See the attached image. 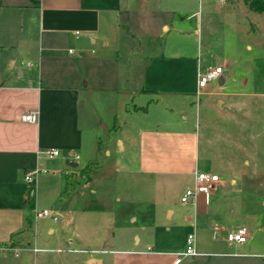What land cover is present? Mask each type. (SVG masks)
I'll return each mask as SVG.
<instances>
[{
  "label": "crops",
  "instance_id": "obj_1",
  "mask_svg": "<svg viewBox=\"0 0 264 264\" xmlns=\"http://www.w3.org/2000/svg\"><path fill=\"white\" fill-rule=\"evenodd\" d=\"M128 1L131 2L0 0V247L6 249L2 251L23 253L21 257L20 253L16 255L19 258L18 264H27L32 260L33 264H90L88 262L91 258L98 259L99 264H174L177 255L181 254L168 248L155 251V242L147 245L145 249H138L140 240L133 247L114 249V238L108 236V229L102 228L105 226L104 222L98 220L106 209L98 206L100 197L91 189V181L82 186L91 189L92 198L70 195L71 198L68 196L65 199L66 205L62 213L54 212L56 219L50 218L54 222L44 220V225H48V235L57 239V247L53 249L48 245L50 242L37 241L42 244L40 248L36 246L41 249L40 252H22L31 243L25 231L29 223V214L26 215L25 208L29 204L30 194H26L16 182L27 172L42 170L41 168L53 161L54 166H57L53 168V174L60 172V175L65 177L63 180L60 177L57 180L59 189H62L63 181L65 187H73L76 182L71 180V176L80 167L79 152L84 142L83 134L79 132L80 111L83 107L80 98L90 84L93 88L98 84L96 90H103L105 93L116 89V92L111 93L115 92L118 106L125 105L126 93L131 95L132 101L136 96L138 99H141L142 95L155 97L148 103L154 107L161 103V96L173 100L169 106L163 102L164 111L161 110L160 113L169 114L171 117L164 125L159 121L162 120L159 114L153 127L140 128L133 136L126 137V142L120 138L114 139L113 133L110 135L112 143L107 145L108 148L119 146L120 149L116 148V151L124 153L127 150L134 161L136 169L131 173H138L150 181L153 179L155 188L159 183L164 192L183 182H188L185 191L194 188L196 170L210 172L219 177V183L209 194H197L187 204H179V208L188 206L193 210L196 223L178 216L175 218L174 229L177 233H183V240L186 234L194 235L197 254L184 258L180 264H264V128L253 133L251 142L247 140L250 142L248 146L242 145V149L233 148L234 154L228 152L227 144H224V149L215 148L213 162L208 161L207 150L204 145L201 146L199 125L197 131V127L195 129L188 123V115L193 103V93L199 96L207 88H198V74L204 73L210 66L199 60V41L195 55L190 51L191 55H182L186 42L181 38L183 33L180 31L184 30L180 28L181 25L188 24L196 17L197 32V28L202 26L203 14H214L210 8L214 5L226 7L225 14L239 15L244 19L249 18V15L263 16L264 12L250 10L244 0ZM123 12L128 14L131 23L141 27V32L151 35L149 48L162 38V32L165 39L162 53L153 55L155 57L152 56V59L148 60L147 66L141 67L140 63L132 65L135 59L127 65L124 64L121 69L123 72H130L131 66L133 72L132 76L128 73V78L120 83L124 90L118 91L112 80H115V77L111 76L110 72L112 68L114 74L119 72L121 56L126 54V51L111 58L110 52L105 49L108 48L110 32H120V14ZM123 34L125 39L132 37L131 33ZM174 34L178 39L172 38ZM97 42H102V47H99L102 49L96 46ZM138 44L141 49V43ZM140 55L141 50L138 53V56ZM84 62L89 65L88 75L78 68ZM217 67H222L224 74L216 81L218 87L210 95L222 99L216 102V106H220L221 101H225L224 97L239 95L224 91L227 82L225 66ZM99 70H102L104 76H99ZM90 75L92 80H88ZM84 77L86 83L83 85ZM131 80L133 88L134 85H139L133 91L127 89L129 87L126 88L127 82ZM257 97L264 99V93ZM140 102L147 104L144 100ZM143 108L145 107L137 104L132 107L133 112ZM148 108H145V112ZM83 109L86 111L87 108ZM166 109L168 112L180 110L181 123L177 124L174 114H167ZM31 112L37 114V121L23 122L22 115ZM92 140L93 137L90 159L99 149L97 143H94L92 148ZM51 150H57L59 155L48 158L47 153ZM104 153L110 154V149L104 150ZM60 155L61 159L57 160ZM75 156H78V159H75ZM44 171L45 173L40 175L48 174ZM40 175L38 177H42ZM38 180L36 179L34 184L37 185ZM242 184L246 185L244 191L248 192L250 198L236 195L230 198L233 202L228 203L227 192L235 188V191L231 192L240 194L243 192ZM181 194L182 197L183 193ZM167 198L166 196L165 199ZM208 198L211 199L209 204ZM169 205L170 202L167 201L166 208L170 210L168 220L171 221L175 212ZM214 207L216 211L227 213H235L240 209H246L248 214L254 213L247 215L249 227L231 229L247 230V242L242 246L236 245L244 248L243 252L231 254L226 251L227 247L232 246L225 238L226 233L231 230H222L218 222L210 223L208 215ZM251 210L253 212H250ZM103 218L111 219L107 216ZM68 230L72 235L68 234ZM170 230L169 227L168 231ZM37 243L33 245H38ZM65 252L86 256H44Z\"/></svg>",
  "mask_w": 264,
  "mask_h": 264
},
{
  "label": "rangeland",
  "instance_id": "obj_2",
  "mask_svg": "<svg viewBox=\"0 0 264 264\" xmlns=\"http://www.w3.org/2000/svg\"><path fill=\"white\" fill-rule=\"evenodd\" d=\"M127 2L131 1L127 0ZM210 8L214 11V14H203L201 17L202 26L197 28V32L195 31L196 17L188 24L181 25L180 28L182 27L181 29L184 30L180 31L183 33L181 38L185 39L186 42L185 49H182V55H191L192 53L190 54V52H194L195 55L198 46L197 41H199V51L201 49L199 60L207 63L211 68L219 65L225 66L224 71L227 73V82L224 91L239 95L224 97L225 101H221L220 106H216V102L222 99L210 95L218 87L216 82H212L199 96H196L194 92L191 98L193 103L189 111L188 123L192 124L195 129L197 127V131L199 125L201 146L204 145V149L207 150L208 161L213 162L215 148L224 149V144H227L228 152L234 154L233 148L242 149L244 148L242 145L248 146L251 142L250 139L254 136L253 133H256L262 127L264 128V99L257 97L260 93H264V15L259 17L249 15V18L244 19V17L241 18L239 15L225 14L224 11L227 8L224 6L214 5ZM127 16L126 12L120 14V32L119 34L117 32H110L111 37L107 40L108 48L105 49L110 52L111 58L126 51V54L121 56L119 72L114 74L112 72L114 68L110 72V75L115 77V80H112L115 86L118 87V91L124 90L123 85L120 83L125 78H128V73H131L132 76L133 72V66H131L130 72H123L121 69L124 64L127 65L128 62H133L135 59L132 65L140 63L141 67L147 66L148 60L152 59L153 55L162 53L165 39V35L162 32V38L156 44V41H154L155 45L151 47L153 49L150 51L149 42L150 38H152L150 37L151 35L141 32V27H137L136 23H131V19L129 20ZM201 20L199 18V23ZM125 32L132 34L131 39H125V35L123 34ZM172 38L177 37L174 34ZM139 42L143 46H141V49L139 48ZM101 44L102 42H97L96 46L98 48L102 47ZM140 50L142 55L138 56ZM110 65L112 64L110 63ZM88 67L89 65H86L84 62L78 68L79 71L88 75ZM98 72L99 76H102V70ZM83 79L84 85L86 78L84 77ZM92 79L93 77L90 75L88 80ZM132 81H128L126 85V88L129 87L127 89L131 91L139 87L136 84L133 88ZM96 85L93 88L90 84L87 91H83V97L80 98L83 106L82 109L87 108V113H85L84 109L80 111L79 132H82L84 142L81 145L82 150L79 152L81 157L79 160L80 167L71 176V180L76 182L73 183V187L66 185V188L63 181V187L59 189L57 180L59 177L63 180L64 176H61L60 172L53 174V168L57 167L54 166L53 161L50 162V165L41 168L42 170H46L48 174L40 175L42 177H38L40 180L37 178V185H27L24 177L18 178L16 182L17 185H21L26 194H30L29 204L25 208L27 210L26 215L29 214V223L25 231L31 243L29 247L25 245L26 248L22 252H26V250L32 252L36 246L42 247L41 243L43 242H50L48 245L53 247V249L57 247L55 244L57 243L56 237L48 235L47 223L44 225V220L35 222V211L48 210L62 213L66 205L65 199L68 196V198H71L70 195L79 198L85 195L87 198H92V193L90 192L92 189L100 197L97 203L99 204L98 206L106 209L104 210L105 212L100 214L98 220L102 221V223L104 222L105 226L102 228L108 229V236L114 238L116 244L114 249L133 247L140 240L138 249H145L147 245L155 242L157 244L154 248L155 251H162L168 248L183 253L186 246L187 234L183 240V233L176 232L174 222L175 218L180 216L181 218L190 219L191 223L194 221L196 223L192 209H189L188 206L179 208L181 193H185L188 182H183L172 190L164 192L163 187L159 183L155 188L153 179L150 181L138 173H131L132 170L136 169V165L134 167V161L128 155L127 150L123 153L116 151V148L120 149L119 146L116 147L115 145L112 148H108L107 146L112 143L110 141L112 140L110 138L112 137L110 136L112 133L114 139L120 138V140L126 142V137H129V135L133 136L140 128L153 127L157 122L156 118L159 117L161 110L164 108L163 102L169 106L173 103V100L165 98L166 96H161V103L158 107H154V105H148V103L150 99H155V97L142 95L141 99H138V96H136V99L132 101L131 95L126 93L125 105L118 106L116 104V89L108 90L105 93L103 90H96L99 87L98 84ZM111 91L115 92L111 93ZM119 94L122 95V92ZM143 100L147 104H141L140 101ZM134 104L149 108L146 112L145 108L133 112L132 107ZM168 111L167 114H174V121L177 124L181 123L182 113H180V110L174 109V112ZM165 114H161L160 119L162 120H159L162 125L171 118L168 116L169 114ZM92 137V148L93 144L97 143L99 149L95 151L94 156L90 159L89 152ZM247 140L250 142H247ZM221 145L222 147H220ZM106 149H110V154L104 153ZM61 155L57 160L61 159ZM238 157L241 158L239 154ZM42 179L43 181H41ZM90 181L91 189L82 186ZM75 185L78 187H74ZM242 185L244 186L242 188L243 192L240 194L231 192L235 191V188L227 192L228 203H232L233 201L230 198L236 195L246 199L250 198L248 192L244 191L246 185ZM166 196L168 197L167 199H165ZM167 201L170 202L169 206L170 208H174L175 212L171 221L168 220L170 210L166 208ZM210 201L211 199L208 198V204ZM161 202L163 204H160ZM250 212L253 211L251 210ZM252 214L254 213L248 214L246 209H240L235 213L234 211L227 213L222 210L216 211L214 207L212 212L210 211L208 219L211 221L210 223L218 222L222 230H231L240 226L249 227L247 215ZM105 216L111 219L107 220L103 218ZM47 219L50 222H54L50 218ZM169 227L171 228L170 231H168ZM70 232L68 230V234L72 235ZM37 241L41 243H37ZM33 243H37L38 245H33ZM241 246L232 245L231 247H227L226 251L231 254L239 251L243 252L244 248H241ZM2 250L6 249L0 247V264H18L19 258L16 255L18 256L20 252L10 253L9 251ZM22 255L23 253H20V257ZM37 256L40 255L37 254ZM44 256L75 258L86 255L82 256L80 254H68L65 252L62 254H44ZM27 264H33V260L31 262L28 261Z\"/></svg>",
  "mask_w": 264,
  "mask_h": 264
},
{
  "label": "built area",
  "instance_id": "obj_3",
  "mask_svg": "<svg viewBox=\"0 0 264 264\" xmlns=\"http://www.w3.org/2000/svg\"><path fill=\"white\" fill-rule=\"evenodd\" d=\"M223 74L224 73L222 67H215V68L210 67L204 73H199L197 78L198 88L199 89L206 88L210 83L219 80L223 76ZM21 119L23 122L26 123H35L37 121V114L33 112L26 113L22 115ZM47 155L48 158L51 159L57 157L59 155V152L57 150H51L47 153ZM75 159H78V156H75ZM41 173H45V171L36 169L33 170L32 172H27L24 175L25 183L27 185L34 184L36 182L37 177ZM219 181H220L219 177L216 174L196 170L194 172V188L186 190L183 196L181 197L180 202L182 204H187L189 200L197 194H205V195L209 194L219 183ZM34 218H35V222H39L40 220H45L47 218H53L55 220L56 213L54 214V212L48 210L35 211ZM225 238L230 245H244L247 242L249 236L245 228H237L235 230H231L227 232ZM33 251L40 252L41 249L34 248ZM196 255L197 254L195 251V237L193 234H189L186 237L185 250L183 253L177 255L174 264H180L184 258L196 256Z\"/></svg>",
  "mask_w": 264,
  "mask_h": 264
},
{
  "label": "trees",
  "instance_id": "obj_4",
  "mask_svg": "<svg viewBox=\"0 0 264 264\" xmlns=\"http://www.w3.org/2000/svg\"><path fill=\"white\" fill-rule=\"evenodd\" d=\"M244 2L248 5L249 9L254 12H264V1L263 0H244ZM72 165V164H71ZM76 167V165H72Z\"/></svg>",
  "mask_w": 264,
  "mask_h": 264
},
{
  "label": "water",
  "instance_id": "obj_5",
  "mask_svg": "<svg viewBox=\"0 0 264 264\" xmlns=\"http://www.w3.org/2000/svg\"><path fill=\"white\" fill-rule=\"evenodd\" d=\"M88 263L92 264H99V260L95 258H91Z\"/></svg>",
  "mask_w": 264,
  "mask_h": 264
}]
</instances>
